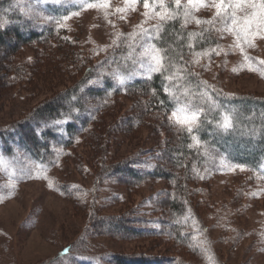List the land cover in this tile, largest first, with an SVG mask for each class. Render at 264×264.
Listing matches in <instances>:
<instances>
[{
    "label": "rangeland",
    "instance_id": "rangeland-1",
    "mask_svg": "<svg viewBox=\"0 0 264 264\" xmlns=\"http://www.w3.org/2000/svg\"><path fill=\"white\" fill-rule=\"evenodd\" d=\"M16 3L27 19L49 23L34 0ZM92 4L67 16L62 35L0 48V129L82 82L86 68H109L108 60L134 43L127 35L139 34V26L164 23L152 3L154 11L125 0ZM205 5L192 15L212 23L197 24L190 17L186 25H207L216 42L193 50L188 67L223 93L264 98V32L254 31L249 47L234 32L216 31L222 25L213 0ZM117 33L124 35L113 44ZM217 45L218 55H195ZM135 48L138 56L141 48ZM138 71L145 75L140 65ZM149 97L141 90L99 97L88 128L72 146L57 148V161L49 168L26 154L11 159L0 152V264H106L140 255L185 264H264V177L232 165L201 140L177 165L169 148L186 129L170 119L171 113L148 108ZM87 104L95 109L97 98L87 96ZM125 163L143 172L162 166L170 174L134 180L126 168L117 170ZM177 193L185 206L180 219L171 206ZM110 220L141 231H111L103 225ZM181 234L186 237L180 239Z\"/></svg>",
    "mask_w": 264,
    "mask_h": 264
},
{
    "label": "trees",
    "instance_id": "trees-1",
    "mask_svg": "<svg viewBox=\"0 0 264 264\" xmlns=\"http://www.w3.org/2000/svg\"><path fill=\"white\" fill-rule=\"evenodd\" d=\"M34 1L38 4L39 10L49 18L48 24L43 25L27 19L16 0H0V48H9L10 43L18 47L62 35L64 29L61 28V24L67 16L88 3H98L102 0ZM149 2L153 4V0H149ZM139 3L143 4V0H139ZM164 3L168 8L180 14L175 19L162 23V30L159 34L161 39L158 42H153L157 43L158 47L169 49V55L175 64L174 68L168 69L163 75L159 72L152 73L150 79L146 75L139 74L120 85L113 77V72L118 70L127 77L132 71L139 70L136 48L133 51L129 47L123 46L121 50L117 51V54L108 60L109 68L108 66L107 68H86V75L82 82H78L75 86L65 89L44 102L25 120L0 129L1 154L11 159L20 154H26L35 163L49 168L57 161V148L72 146L82 130L88 128L94 113L98 112L96 108L100 107L99 101L101 102L102 96L141 90L143 94L150 95L148 108L172 113L178 107L188 103L189 97L182 95L183 90L187 88L195 94L192 96V102L199 105L203 114L200 116L199 126L194 127L192 133L184 130L176 143L170 145L169 155L174 156L173 161L177 165L182 164L184 158L191 153V148L188 145L191 144V136L195 135L199 140L221 153L232 165L243 166L264 177V98L226 94L209 83L206 84L211 87L205 88L204 81L188 67L187 63L189 54L193 50L214 44L216 38L213 37L212 30L207 25H200L199 29H193L187 25L182 28L181 25L184 24L183 8L176 9L169 0H164ZM153 5L160 8L158 4ZM154 29L155 27H152L147 30L149 33H153ZM190 33H197V35L190 37ZM63 37L64 35L61 38ZM178 37L183 38L178 39ZM190 44L192 47H189ZM134 61L136 62L134 63ZM177 68L180 70L179 79L168 80L165 78L175 72ZM165 87L175 94V99L164 91ZM153 90H155V94H153ZM205 91L211 99L201 101L199 94ZM87 96L97 98L95 109L88 106ZM225 114L229 116L232 124L231 129L227 132L217 127ZM200 159L203 161L202 158ZM124 168L134 180H142L151 176L165 177L170 174L162 166H154L152 171L143 172L131 163L122 164L117 170L121 172ZM180 196V193H177L171 202L174 216L179 219L185 209ZM103 222V225L110 227L111 231L121 234L139 235L141 231V229H132L127 226L119 228L121 223L117 220ZM184 236L181 234L179 237L184 239ZM71 250L70 248V253ZM112 263L185 264L151 255H140L133 258L122 256L106 264ZM60 264L71 263H67L65 260ZM100 264H105V262Z\"/></svg>",
    "mask_w": 264,
    "mask_h": 264
},
{
    "label": "snow or ice",
    "instance_id": "snow-or-ice-1",
    "mask_svg": "<svg viewBox=\"0 0 264 264\" xmlns=\"http://www.w3.org/2000/svg\"><path fill=\"white\" fill-rule=\"evenodd\" d=\"M53 2H58V0H53ZM108 0H102V6H107ZM125 3L134 8V6L139 3V0H125ZM176 9L183 7V18L184 24L181 25L183 28L186 23L189 21V18L195 20L197 24L208 23L211 24L212 21H201L198 18H195L192 13L195 10H199V6H206L205 0H187V3L182 6L181 0H173ZM153 4H158L161 11L155 13L159 17L161 22H167L168 20H173L179 15L177 11L169 10L164 3V0H153ZM95 4L89 3L88 7H95ZM213 6L217 10V17L219 23L222 25L221 28L216 29L218 32H234L236 35L237 41L244 40L248 42V46H253L249 37L256 32H264V0H213ZM143 7L145 9L154 7L149 3V0H143ZM117 12H122L124 9H116ZM78 14V13H74ZM144 15L147 17L149 13L146 11ZM141 31L139 34L136 32L127 35V39L134 41V43L129 44V48L134 51L135 47L138 46L141 48L139 57V65L141 68L145 69V75L148 79L151 78L152 73H163L170 68H174L175 64L173 63V58L169 55V49L158 47L157 43L153 41H159L161 39L160 32L162 30V24H158L153 33H149L147 29H144L143 26H139ZM124 35L121 33L116 34V40L113 41V44L117 43V40L120 39V36ZM139 35V41H136V37ZM197 33H190V37H195ZM203 35L202 33L200 34ZM183 37H178L182 39ZM264 38V37H262ZM189 47H192L190 44ZM171 48V46H169ZM220 48V45H217L216 49H209L205 52L196 53V56L208 55L211 51H216L217 55ZM243 51V49H241ZM245 59H249L245 56ZM136 61H134L135 63ZM264 63V61H261ZM139 71H132L127 77L122 75L118 70L113 72L112 75L117 79L120 85H123L126 80L132 79L134 76L139 75ZM168 80L179 79L180 70L177 68L175 72L165 77ZM205 88H210V85H207L204 82ZM165 92L175 99V94L170 91L167 87L164 88ZM155 94V90H153ZM182 95L189 97L188 103L178 107L175 111H172L170 119L173 120L176 124L180 125L182 128L186 129L189 133H192L194 127L199 126L200 116L203 114V110L199 107L198 104L192 102V96L194 93H191L189 89L185 88L182 92ZM201 101L211 97L208 95L207 91L199 94ZM215 106V105H214ZM217 127L227 132L231 129L232 124L229 116L225 114L221 121L217 124ZM193 144L188 145V147H194L199 145V138L195 135L191 136ZM207 154V151H206ZM2 157H0V162H2ZM243 170V169H242ZM70 249H65L61 254L62 256L68 255Z\"/></svg>",
    "mask_w": 264,
    "mask_h": 264
}]
</instances>
